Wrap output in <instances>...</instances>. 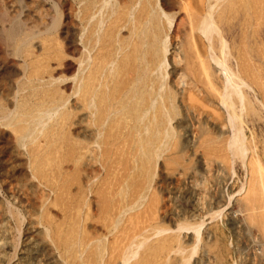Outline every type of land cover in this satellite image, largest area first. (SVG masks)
Returning a JSON list of instances; mask_svg holds the SVG:
<instances>
[{
	"label": "rangeland",
	"instance_id": "374dc122",
	"mask_svg": "<svg viewBox=\"0 0 264 264\" xmlns=\"http://www.w3.org/2000/svg\"><path fill=\"white\" fill-rule=\"evenodd\" d=\"M143 1V7L147 8L149 4L150 8H158L155 7L160 14V25L163 26H160L161 33L163 32L160 37L163 40L159 39L165 48L162 51L168 52L163 53L161 65L155 71L162 78H158L161 81L160 87L164 84V90L159 89L158 100L163 102L165 96L169 98L167 106L172 113L171 115L166 107L162 109L164 117L169 118L171 124L167 120L168 125L163 126V132L166 130L165 134L169 136H166V140H163L165 135L163 136L162 143L165 147L161 143L156 163L134 166L131 161L117 159L102 164L98 154V160L90 166H85L82 162L75 164L67 161H52L45 166H38L31 163L30 158L34 152L30 150V139L18 140V128L14 127L13 130L3 123H8L10 119L5 117L11 115L13 110L17 120L24 115L25 120L29 118V122H32L34 118L31 120L30 114H33V110L36 112L37 109L33 107L41 102L45 90L63 80L60 73L55 71L59 68L56 59L48 65L54 71L51 72L52 75L43 73L47 65L43 48L48 44V39H52L57 44V52H65V43L61 40L65 36V8L60 0H0V74L5 71L2 77L0 75V264H81L91 257L97 244L107 246L102 264H121L125 250L136 249V245L144 241L148 247L144 245L146 249L142 248L140 251L143 257L138 256L143 264H264V0L242 2V5L247 4L253 8V19L249 25L245 24L244 13L241 11V15L238 14L236 18L229 16V31L227 28L223 29V42L231 47V52L226 55L227 64L241 76V90L251 99L256 110L255 114L249 115L244 108L240 109V113L236 110L238 116L243 113L240 124L235 121L242 142L240 157L236 156L235 151L232 153L234 132L231 124H227L232 113L220 104L215 95L218 86L214 82L210 83L206 75L205 67L210 70L214 64L207 63L210 54L209 57L206 54L201 56V60L206 61L202 63L192 51L194 39L190 36L188 23L196 20L199 12L190 5V0ZM126 2L133 11L140 6V1L139 4L136 0ZM217 2L218 0H211L210 3L218 5ZM82 3L84 4L81 1L73 2V17L78 21L80 33L84 29V25L79 22ZM110 3L117 7L116 0H111ZM33 5L45 10L47 16L37 18L38 12ZM34 18L37 20L32 24ZM179 18L187 21L188 28L182 32L181 37H176L173 31ZM48 29L51 33H45ZM121 34L127 40L130 37L128 28H123ZM246 43L255 45L252 55L238 49V46ZM79 44L83 47L81 41ZM63 52L61 55H66ZM95 52L96 50L92 51V55ZM80 57L77 55L73 59L74 74L77 77L81 63L77 60ZM248 57L253 65V70L249 68L250 74L246 67ZM173 67L184 76L176 79L175 83V87L181 89L184 95L179 96L175 88L170 89L171 80L174 79L170 77ZM154 73L152 74L155 75ZM75 75L64 74L69 83L64 95L66 102L63 105H66H60L57 113L69 108L72 103L78 104L79 92L76 90L80 83L77 85ZM36 76L38 77L33 79ZM190 79L199 84L189 86ZM201 89L210 97L203 96ZM164 91L169 92V97ZM31 98V107L30 104L24 109L17 106ZM170 103L174 109L172 106L169 108ZM18 109H22L21 113H18ZM24 112H28L27 115ZM55 113H51L52 116H56ZM166 114H170V117ZM216 116L221 118L216 119ZM178 121L191 126L193 136L187 142L182 137L183 132H178L175 128ZM24 123L25 121L24 126H19L21 133L30 125ZM237 127L243 128L241 132ZM218 130L223 133L218 135ZM50 132L51 129L48 130L49 135ZM96 132L98 138V131ZM171 144L174 145L173 148ZM98 146L97 143L93 145L95 148ZM244 149L249 151L244 152ZM116 154L113 152L111 158L116 159ZM60 155L64 159L63 154L57 156ZM92 155L96 157L95 153ZM181 224L189 227L181 230ZM197 232L198 235L195 236ZM79 244L82 245L79 247ZM159 244H162L160 252L156 250L157 246L160 247ZM150 248L151 252H155L151 253L149 250V255ZM143 251L147 253L144 254Z\"/></svg>",
	"mask_w": 264,
	"mask_h": 264
},
{
	"label": "bare ground",
	"instance_id": "6f19581e",
	"mask_svg": "<svg viewBox=\"0 0 264 264\" xmlns=\"http://www.w3.org/2000/svg\"><path fill=\"white\" fill-rule=\"evenodd\" d=\"M60 1L62 3V6L65 8L64 14H63L64 21H65L64 38H62L63 35L61 34L62 35L61 40H63V42L65 43L64 44L65 52H63L64 50L61 52H63L66 55L63 56V54L61 55V52H57L56 42L53 43L54 41L52 39L47 38L49 42L45 46V48H43L45 49L46 57L44 58H46L47 60V65L45 66V69H43L44 70L43 73L51 74V72H54L49 69L48 65L54 59H56V61H58L59 68H57V70L55 69V71H57V73H60V76L62 77L61 79L63 80L60 81L58 84L51 85L49 89L47 88V90L44 89L45 94H43L44 95L43 99L41 98L40 100L41 102L36 104L38 107L35 104H34L35 107H33L37 109L35 112L36 114L34 113V110H33V114H30L31 120L34 118L32 122H29L28 117H27L28 120L27 119L25 120L23 118L24 117L23 113H22L23 117L17 120V118H15L16 116H15L14 110L13 111L9 110V111H12V113L14 114L11 113V115L10 114L8 116L6 115L5 118L10 119V120L8 121V123L4 122L3 124L7 127H10V128L12 127L13 130L16 127L18 128V133H19L18 140L23 141V139L25 140L26 138L30 139V143L32 144L30 150L34 152L32 157L30 158L31 163L38 165V166H45L48 163L50 164L52 161L61 162V163L64 161H67V162H72L75 164L82 162L85 166H90L94 161L98 160V158H100L102 164H107L108 162H113L118 159V160L127 161V162L131 161L134 166L154 165V163H156L157 155L159 156L158 151L161 149V143H162L163 136L165 135L164 137L165 139L163 140H166L167 139L166 136H169L168 134L167 135L165 134L166 130H165V133L163 132L164 131L163 126L168 125V123L166 124L167 120L171 124V122L169 121L170 119L167 118L166 116L164 117V112L162 111V109L165 107L167 110H169L167 106V101L169 98H166V96L162 92V94L165 96V99L161 98L162 101L164 100L163 102H161V100H158L159 99L158 98L159 89L164 90L163 89L164 84H163V87L161 88L160 87L161 85L159 83L160 80L158 78H160L161 80L162 78L158 77L159 75L155 71L159 69V65H161L160 63L164 58L163 53H165L166 51L163 52L165 48H163V46L160 43V41L163 39H161L160 37V33H161V30H160L161 22L160 21L161 20H160V14L156 10L157 7L155 6L156 7L155 8L154 6H152L150 8V6L148 7L149 4L147 5V8L143 7L141 4L142 2H144L143 0H136L138 4L140 1V6H138L139 8L135 9L134 11L132 10V7H130V5L129 6L127 5L126 0H116L117 7L113 3L112 4L110 3L111 0L110 1L109 0H60ZM78 1L84 2V4L82 3L83 5L80 8L81 14L79 16L80 18L79 22H81L82 25H84L83 26L84 29L82 30L81 33L78 31V26H79V24L77 23L78 21L75 20L73 17V11H74L73 2H78ZM243 1H247V0H218L217 2L218 5H213L210 3L211 0H206V1L190 0L189 1L190 5L197 9V12H199V16L197 15L198 17L196 16L197 17L196 20H193L191 23H188L190 24L189 28L186 26L187 21L179 18L180 20L178 19L175 22V27L173 31L176 37H181V34L183 31L185 30L187 31V28L190 29V32H189L190 36L192 39H194V43L193 45H191L192 51H194V53L198 55L197 57L200 60L203 59L201 58L203 54H206L207 57H209L208 54H210V58L208 59L209 61H207V63H210L211 65V63L213 62L215 65L212 64V68L210 70H208L205 67L207 63H205V65L202 64V66L204 65L205 67L206 75L209 78L208 80L210 81V83L214 82L218 86V87L216 86L217 90L215 89L216 91L215 95L221 102L220 104H222L229 112L232 113V116H230L229 118V122L228 123L226 122V123L228 125L230 123L231 124L230 126L233 127V131H232L234 132L233 142H231L232 145L231 144L230 145L232 148H234L232 149V153L233 151H235L236 156L237 155L239 156L240 152L242 151L241 149L242 142L239 137V134L237 133V129L235 127V121L237 124H238L237 121H239V124L241 122L240 116L243 113H241V115L238 116V114L240 113V109L241 110L242 108L246 109V114L248 115L251 113L255 114L256 110H255V106H253L254 104L251 101V99L248 96H246L244 92L241 90V87H240L242 83L241 76L236 74L232 70L233 68L231 69L227 64L226 55L231 52V49H230L231 47H229L226 42H223V37H224L223 29L227 28L228 30V27L230 25L229 16L232 15L231 18H236L241 11L244 13L245 24L249 25L251 23V20L253 19V16H251L253 12V8L248 7L247 4L242 5ZM33 6L34 8L36 7L35 8L37 10L36 12H38V14H36L37 18L47 16V12L45 10L43 9L40 10L37 6L35 5ZM98 14L99 16H97ZM37 18L33 19L32 24H35ZM193 18H195V16ZM54 25L52 26V28L54 27ZM161 27L163 28V26ZM123 28H128L130 31V37L128 38V40L123 38L121 34ZM45 33H51L50 29L46 30ZM245 36L248 38L247 35ZM159 37L161 40L159 39ZM80 41L83 47H81V45L79 44ZM165 41L164 43H166ZM82 48H84L83 51H82ZM238 49H241L245 51L246 53L248 52L250 55H252L253 54L252 51L254 52L256 48L254 44L250 45L246 43L242 46H238ZM58 50L60 51V49ZM94 50H96V52L94 55H92L91 52ZM166 54H168V52H166ZM75 55L81 56L80 57L81 60L80 59L77 60V62L79 63L81 61L79 70H78L79 71L78 77L74 74L75 73V63L73 59H75L76 57ZM117 55H119V57ZM28 57H31V55H29ZM8 59L9 58H7V60ZM247 60L248 62L246 63L247 65L246 67H248L247 71L250 74L249 68L253 70L252 68L253 65H251L252 61H250L251 59H249V57L247 58ZM239 61L241 60L239 59ZM201 62L203 63L206 61L201 60ZM10 63L12 64V62ZM199 64L201 65L200 62ZM33 70L35 69L33 68ZM28 73H30V71ZM65 73H68V74L71 73V76L75 75L77 78L76 79L77 85H79L78 82L80 83L79 88H77L76 90V92H79V96L77 97L78 104L72 103L69 106V108L67 107L68 109L64 108V111H60V113H57V110L59 111L58 109L59 106L63 105L65 101L64 99H66V97L64 96L66 95L65 89L69 87V83H67L68 79H66L67 77H64ZM152 73H154L155 75H153ZM2 74H0L1 77H2ZM31 76L32 75L30 74V77ZM37 77L38 76H36L33 79H36ZM49 77L51 78L50 75ZM170 77L174 78L173 80H171L172 85H170V89L171 87L175 88L176 94L178 92L179 96L180 94L184 95V93L180 91L181 89L179 90L177 89V87H175V83L177 82L176 79H179V77H184L183 74H181L175 67H173L172 70L170 71ZM201 80L203 81V78ZM54 81L58 82V80H54ZM29 82H30V79L28 83ZM195 83H198V82L197 81L194 82V80L192 79H190V81L188 82L189 86L191 87L195 86ZM3 86L7 87L5 86V84ZM37 86H40V85H37ZM45 86L47 87V85ZM204 91L203 90L201 91L203 96H206V97L209 96L208 93ZM34 92H32L31 94H34ZM168 93H166V95ZM35 96L37 97V95ZM21 97L22 96H20V98ZM167 97L169 96L167 95ZM170 97L172 98V96ZM68 98L69 96L67 97V99ZM30 100H32V98L29 100L28 99L25 100V102L20 103V105L19 104L17 105L15 103L14 104L17 105L19 108L24 109L25 107H27V105L30 104ZM36 102H39V101H36ZM211 102H212V99H211ZM32 103L29 105V107H31ZM64 105L61 107H64ZM171 106L172 104L170 103L169 108ZM171 108H173V106ZM65 109L67 110L65 111ZM166 109L164 110L166 111ZM20 110L22 109H18L19 111L18 113H21ZM236 110H239L238 114L236 113L237 112ZM30 111H32V108ZM28 112H24V114L26 113L25 115H27ZM169 112L172 115L170 110ZM175 112H176V109H175ZM18 113L16 111L17 116L19 115ZM51 113L52 114L55 113L56 116L55 115L52 116ZM231 113H229V115ZM170 114L169 115L166 114V115L170 117ZM220 118L221 116H218L216 119H220ZM24 121H25L24 124L27 125V123H30V125L28 126L29 128L28 127L26 128V130H22V133H21V128H19V126L20 125L24 126L23 125ZM185 124L178 121L175 128L177 129L178 132L180 131L183 132L182 137L187 142L191 138V135L193 136V132H190L191 126L188 124L186 125ZM37 126L38 127L40 126V127L37 129ZM167 127L168 126H166V128ZM45 128L47 129V132L45 131ZM49 129H51L50 135L48 134ZM169 129L168 131H170ZM242 129L239 128L238 130L240 131ZM219 130L216 131V133L218 135H221L223 132ZM96 131H98V134H99L98 138H96L97 137ZM96 143L99 145L98 148L93 147V145H95ZM173 144L176 145V143H173ZM163 147L165 146L163 145ZM246 148H247V144H246ZM218 149H219V145H218ZM246 150L249 151L248 149H244V152H246ZM84 151L87 153L85 154ZM113 152L117 153L115 155L116 159L111 158V155ZM92 153H95L96 157H93ZM58 154H63L64 159H61V155L57 156ZM98 154L100 156L97 158ZM67 162H64V163H67ZM216 211H219V210H216ZM214 215H215V212H214ZM182 224H181L182 228H180L181 230L189 227L187 225L183 226ZM178 227H175V228H178ZM158 231L156 230L155 232H158V234L160 235L161 229H159ZM165 235H167V233ZM197 235H198V232L196 233L195 236ZM145 244L147 243H145L144 241L136 245V249L135 248H132L133 250H131V248H128V250L124 249L126 252L123 255L124 257H123L121 264H143L140 257L138 256L142 254L140 253V251L142 248H144ZM80 245L82 244H79V247ZM160 245L162 244H159V246ZM147 247L148 246H146V248ZM96 248L97 249L94 248L95 251L91 254V257L89 259L87 258L88 260L86 259V261H82V262L80 261L81 264H102L103 263V259L105 257L103 254L107 251L106 250L107 246L97 244ZM154 248L156 247L154 246ZM149 250L151 252V248L148 249V254L150 255ZM156 250L160 252V250H162L161 246L160 247L157 246ZM146 253L147 252H145L144 254ZM170 255H172V253ZM141 257H143V255H141ZM153 257H154V254H153ZM188 259L186 260V263L188 262ZM145 261L147 262L146 259L144 260V262ZM149 263H150V260H149ZM104 264H109V263L104 262ZM167 264H171V263L167 262Z\"/></svg>",
	"mask_w": 264,
	"mask_h": 264
}]
</instances>
